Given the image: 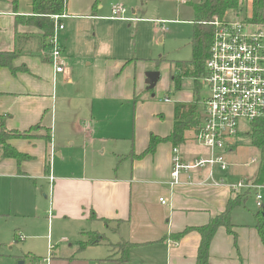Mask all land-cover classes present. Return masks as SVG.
Listing matches in <instances>:
<instances>
[{
  "label": "crops",
  "instance_id": "1",
  "mask_svg": "<svg viewBox=\"0 0 264 264\" xmlns=\"http://www.w3.org/2000/svg\"><path fill=\"white\" fill-rule=\"evenodd\" d=\"M119 1L129 5L133 15L138 13V3L143 4L140 0ZM12 2L0 0V52H15L13 67H25L26 71L13 74L9 69L0 68V127L3 124L7 130L25 132L39 125L46 135L47 130L51 133V144L43 138L11 140L10 145L30 159L18 163L0 157V179H9L6 184L11 194L14 191L16 195L14 188L19 186H32L35 191L36 186H48L44 194L48 207L42 222L49 233L53 224L60 222L69 240H73L69 243L63 237L59 245H51L48 258L28 253L29 256L19 257L17 264H195L200 234L191 230L179 239L174 236L188 228L205 226L224 212L228 202L237 195L242 196L243 205L247 198L253 197L252 192L235 194L230 186L190 185L185 182V176L181 184L170 186L173 147L170 142H160L153 153L143 154L151 136L163 139L170 135L176 103L198 101L197 107L201 110L200 98L195 99L198 94L193 91L187 96L181 89L175 90L172 105L170 100L164 102V98L163 102L169 106L158 109L154 106L151 121L138 124L142 102L139 103L137 94L150 91L146 90L145 79L141 76L137 80L130 71L132 59L116 63L111 71L109 61L101 72L82 70L80 60L87 68L92 65L86 55L88 51L80 52L79 57L71 56L56 39L64 68L56 74L50 61L48 38L43 37L39 28L16 22L17 16L32 15L31 0H17L16 6ZM100 10L98 0H67L64 20L69 23L67 29L64 27L58 32L66 31L63 36L67 41L68 27L78 19L105 24L122 22L110 17L101 20L105 16L97 14ZM126 19L123 22L132 20ZM183 21L191 23L189 19ZM160 26L164 28V23ZM35 36L42 42L36 43ZM33 41L35 47L31 49ZM80 92L85 100H81ZM94 92L103 100L101 105L95 106L92 97L86 96ZM130 102L135 120L131 133L126 122L127 107L124 108ZM52 129L66 143L62 150L53 145ZM193 136V131L187 130L183 143L178 146L186 160L206 155ZM237 146L235 140L225 152L229 165L226 181L247 178L231 170L230 157ZM206 174L202 171L192 177L198 181ZM221 177L215 169V178ZM42 181L47 182L43 185ZM160 199L166 204L162 205ZM237 207L231 213L235 236L225 227H218L210 241L207 264H264V246L254 225L239 221ZM34 216L40 218L36 213ZM95 235L98 236L95 244H88ZM43 238H47L46 243L51 242L47 235ZM103 239L107 242L105 246L101 243ZM118 242L127 245L126 259L112 252V246Z\"/></svg>",
  "mask_w": 264,
  "mask_h": 264
},
{
  "label": "rangeland",
  "instance_id": "2",
  "mask_svg": "<svg viewBox=\"0 0 264 264\" xmlns=\"http://www.w3.org/2000/svg\"><path fill=\"white\" fill-rule=\"evenodd\" d=\"M190 3L195 5L200 3V0H184V2L182 0H154L142 5L138 3V13L133 15L132 8L119 0H98V4L102 7V10L98 11L97 14L105 16L101 20H107L110 17L111 6L116 4L123 6L127 12L126 17L132 20L105 24L78 21L82 20L78 19L68 27V42L63 36L66 31L62 33L57 31L55 36L57 42L62 43L63 47H65L64 51L70 53L71 56L77 55L79 57L80 52L84 50L88 51L86 55L90 57L92 65L90 68H87L80 60L81 67H78L82 70H93L98 73L105 69L107 61H109L108 66L111 71L116 63L121 64L128 59H132L133 63H131L129 69L136 75L137 80L141 76L145 79V75L148 72H158L160 77L154 90L152 92H145L143 90L140 94H137L139 103L142 102L141 108H139L141 118L138 124L141 122L143 125H146L151 121V112L154 106L156 109L158 107H168L169 105L163 102V99L166 97L170 100L171 105L174 102L173 99L177 92L169 77L170 72L175 73L174 63L191 60L190 37L192 25L187 21H183L188 19L192 21L193 19V10ZM249 12V10H247V13L244 11L237 13L232 11L228 13L226 18L228 20H244L245 14L249 15ZM68 23L67 20H63V27L67 29ZM160 23H164L163 27L165 30L161 28ZM34 41L41 43L42 39L40 40V38L35 36ZM34 41L31 49L35 47ZM195 86L194 80L185 78L181 80L180 91L185 95L189 94V92L192 95L193 91L195 92L196 90ZM79 95L82 97L81 100H85L83 92H80ZM97 95V92L86 95L88 99L92 97L91 101L95 102V106L101 105L103 102ZM151 95L154 97L151 98ZM205 95V89L201 87L198 96L196 97L195 95V99L200 98L202 100ZM91 101H89V104H91ZM132 105L133 103L130 102L124 107H127L126 122L130 133L133 130V126H135V120L132 118ZM121 115L122 113L120 112V117ZM249 130L250 125L248 123L243 122L240 124V134L236 138L238 146L235 154L233 153L230 157V160L233 163L231 170L234 169V172L240 173L244 177H247L246 179L252 180L261 158L259 151L250 146L247 137ZM52 131L54 136L53 145L57 149L62 150V147L66 143L63 142L61 136L58 137L55 129H52ZM27 136L30 138H43L47 142L46 132L39 125L31 128L27 132ZM69 145L70 143L68 147ZM38 164L40 165V163ZM8 180L0 179L3 182L0 184V264H17L19 257H23L24 255L29 256L28 253H31L33 256L48 258L51 245H59L63 237L69 243L73 241L69 240V237L65 233L66 230L61 228L60 222L53 224L50 233L42 222L43 215L48 207V199L44 198L48 186H36V191L32 186H19L14 188L16 189V195L14 191L11 194L6 184ZM238 181L235 178H230L229 181L227 180V184H235ZM42 182L45 185L47 181ZM21 187L23 189L20 191ZM20 206L22 209H19ZM236 210L238 219L244 223L243 225H254L253 215L258 209L255 206L253 197L247 198L245 204H241ZM35 213L36 215H40L39 219L34 216ZM34 222H37V224L34 225ZM46 235L50 237L48 241L51 242L49 244L46 243L47 238H43ZM15 237H19L21 240L17 241ZM97 237L95 235L90 239H96ZM105 241V239L101 241L102 244L104 243L103 246L107 244ZM100 248L104 249V247ZM126 248L127 245L123 242H118L112 246V252L119 256L120 259H123Z\"/></svg>",
  "mask_w": 264,
  "mask_h": 264
},
{
  "label": "built area",
  "instance_id": "3",
  "mask_svg": "<svg viewBox=\"0 0 264 264\" xmlns=\"http://www.w3.org/2000/svg\"><path fill=\"white\" fill-rule=\"evenodd\" d=\"M111 20L125 21L126 9L121 5L111 6ZM66 14L51 16L55 31L63 30L62 20ZM214 28L209 55L205 63V76L200 85L206 95L201 100L198 123L190 129L194 141L206 150L205 156L186 160L179 147H172L170 186L186 183L198 186H230L235 194L253 193L255 206H264V185L253 180L240 179L228 185L225 180L228 163L225 152L236 140L241 123L249 125L264 118V27L245 20H218L211 23ZM50 61L54 72L63 71L61 49L53 34ZM164 102H169L168 98ZM254 161V160H253ZM215 169L222 175L215 178ZM206 171L203 178L195 181L192 174ZM165 205L166 202L160 199Z\"/></svg>",
  "mask_w": 264,
  "mask_h": 264
},
{
  "label": "trees",
  "instance_id": "4",
  "mask_svg": "<svg viewBox=\"0 0 264 264\" xmlns=\"http://www.w3.org/2000/svg\"><path fill=\"white\" fill-rule=\"evenodd\" d=\"M140 1L145 4L154 0ZM12 3L16 6L17 0H13ZM66 5L67 0H31L32 15L30 17L17 16L16 22L39 28L42 31L43 37L50 40L55 29V24L50 17L65 14ZM190 5L193 10V19L191 21L192 34L190 37L192 57L188 62L174 63L175 73L173 74L170 72V81L173 83L175 90H179L181 87V80L191 78L195 81V92L198 94L201 88L199 80L205 76V63L209 55L214 32V28L210 23L214 19H227L226 16L229 12L234 11L237 13L244 11L247 13V10H249V15L245 14L244 20L259 27H264V0H200V3L195 5L190 3ZM16 57L17 54L15 52H0V68L9 69L13 74L17 71H26L25 67L17 69L13 67V61ZM198 104V101L191 104L176 103L174 105V125L170 135L163 139L151 136L148 148L143 154L153 153L155 146L160 142H170L173 147H178L182 144L185 132L198 123ZM28 131L18 132L16 130H7L3 124H1L0 157L14 159L18 163L30 159L27 154L18 152L9 143L11 140L15 139H30V137L27 136ZM247 137L250 146L259 151L261 158L252 180L255 184L264 185V118L256 119L250 124ZM47 141L51 144V133L49 130H47ZM143 154H141V156ZM45 171L46 173L49 172L48 161H46ZM243 201L242 196L237 195L234 200L228 202L224 212L210 219L205 226L196 229L188 228L174 236L175 239H179L191 230H196L200 234L201 241L198 247L195 264L208 263L210 241L218 227H225L230 234H233L232 229L234 226L231 223V213L235 207L243 204ZM254 220V228L264 246V206L254 214ZM15 239L17 241L20 240L19 237H15ZM95 240L96 239H90L88 244L94 245ZM126 254L127 251L124 253L123 259H126Z\"/></svg>",
  "mask_w": 264,
  "mask_h": 264
},
{
  "label": "water",
  "instance_id": "5",
  "mask_svg": "<svg viewBox=\"0 0 264 264\" xmlns=\"http://www.w3.org/2000/svg\"><path fill=\"white\" fill-rule=\"evenodd\" d=\"M160 75L158 72H148L145 75V81L144 84L146 85L147 91H153ZM153 97V95H151ZM22 264V263H21Z\"/></svg>",
  "mask_w": 264,
  "mask_h": 264
}]
</instances>
